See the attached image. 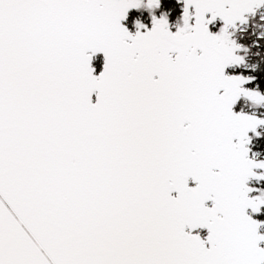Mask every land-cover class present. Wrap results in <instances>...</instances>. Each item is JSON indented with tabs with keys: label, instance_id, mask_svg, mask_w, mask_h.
<instances>
[{
	"label": "snow or ice",
	"instance_id": "obj_1",
	"mask_svg": "<svg viewBox=\"0 0 264 264\" xmlns=\"http://www.w3.org/2000/svg\"><path fill=\"white\" fill-rule=\"evenodd\" d=\"M143 3L0 0V264H264V119L233 109L264 93L225 73L228 26L264 0H185L176 31L153 14L133 34Z\"/></svg>",
	"mask_w": 264,
	"mask_h": 264
},
{
	"label": "flooded vegetation",
	"instance_id": "obj_2",
	"mask_svg": "<svg viewBox=\"0 0 264 264\" xmlns=\"http://www.w3.org/2000/svg\"><path fill=\"white\" fill-rule=\"evenodd\" d=\"M147 0H144V3L141 5L140 8H132L129 9L128 12V18L126 20L127 27L132 31V33H135L137 30L136 21L140 20L141 23L147 25L149 28L152 26V17L153 14L160 18L162 15L167 16L169 27L172 31H176L178 27L183 25V11H184V5L183 0H160V4L158 7L149 9L147 6ZM261 10H259L255 15L249 16L247 19V22L245 24H240L239 22L236 24L235 27L228 28V31L232 34L231 38L234 39L238 44L243 45L244 47L236 49V54L242 55L243 52L246 53L248 50L247 47L250 49H253L254 46L260 45L259 43H256L254 41L253 43H249L251 36H254L257 34L256 31V24L259 17V13ZM194 20V19H193ZM224 26L223 22L221 20H216L210 23L209 28L210 31L217 33L220 31V29ZM146 30V29H141ZM246 47V49H245ZM247 54V53H246ZM101 59V65H102V58ZM252 56H249L247 54V58L241 62V63H234L229 68L228 73L231 75H244V76H252L254 70L259 65L258 61H254L253 68L247 67L245 61L251 60ZM252 61V60H251ZM258 84L255 85L252 80L246 81V83L243 85V87L255 89L257 90ZM257 109V103H255L253 100H251L247 96H242V98L239 100V102L235 106V110L237 112H244L248 114H254L258 116L261 119H264V109ZM261 127H258V129L254 132L250 133L251 140L247 144L248 147L251 148V157L257 161H264V149H261L259 144L257 143V135L256 132L261 133ZM256 154V155H255ZM258 173L264 172L263 169L257 170ZM253 188V192L251 193V196L260 195L261 190H264V177L254 179L250 181L249 183ZM264 212V205L261 206L259 214ZM259 214L253 215L255 218L259 219ZM262 221V220H260ZM262 228H260V232L264 233V224H262ZM201 235L203 237H206L207 231L202 230Z\"/></svg>",
	"mask_w": 264,
	"mask_h": 264
},
{
	"label": "water",
	"instance_id": "obj_3",
	"mask_svg": "<svg viewBox=\"0 0 264 264\" xmlns=\"http://www.w3.org/2000/svg\"><path fill=\"white\" fill-rule=\"evenodd\" d=\"M183 5L185 6V0H183ZM264 7V4H260L259 6H257V7H255V9H254V11L253 12H246L244 15L247 17V19H248V17L249 16H253V15H255L260 9H262ZM190 10L191 11H193L194 12V5H192V6H190ZM128 12H129V10H128ZM206 16L208 17V18H211V13H207L206 14ZM127 18H128V14H127V17L125 18V19H123L122 21H121V23H123L125 26H127L126 25V20H127ZM194 19V18H193ZM247 19L245 20V21H243V22H241V21H239V20H237L236 22H235V24L234 25H229L228 26V28H231V27H235L236 26V24L239 22L240 24H245L246 22H247ZM216 20H221L222 22H223V24L225 23L224 22V20L220 17V16H217L215 19H210V23H212L213 21H216ZM210 23H209V25H210ZM130 30V29H129ZM131 31V30H130ZM132 32V31H131ZM134 34V33H133ZM99 58H102V60H103V62H102V65H101V68H100V70H98V68H97V66H96V62H97V60L99 59ZM103 63H104V55H103V53L102 52H100V53H96L94 56H93V58H92V65L95 67V69H96V74H98L101 70H102V68H103ZM232 66V64H230V65H227L226 66V68H225V73L226 74H228V75H231V74H229L228 73V70H229V68ZM242 96H243V94H241V96L238 98V100H237V102H236V104L239 102V100L242 98ZM93 100H95V93H93ZM236 104L235 105H233V109H234V111H236L235 110V106H236ZM237 112V111H236ZM248 114V113H247ZM262 125V124H261ZM261 125H258L257 126V129H258V127H260ZM256 129V130H257ZM251 132H254V131H252V130H249V132H248V135L250 136V133ZM236 138H234V140H235ZM248 147V146H247ZM249 149H250V151H249V157L250 158H252L251 157V148L250 147H248ZM259 169H263V168H254L253 169V171H255V172H257V170H259ZM258 173V172H257ZM261 178V177H260ZM254 179H258L256 176H252V177H250L248 180H247V184H248V186L252 189V191L251 192H249V196H251V193L253 192V190H254V188L249 184L250 183V181H252V180H254ZM190 183H192L191 181H190ZM209 203H211V202H209ZM246 211L248 212V214H250L254 219H257V218H255L253 215H257V214H259V212H253L252 211V209H251V207H249L248 209H246ZM253 214V215H252ZM257 220H259V219H257ZM260 228H262V224H261V226H260ZM260 228H259V231H260ZM187 230V229H186ZM202 230H206V231H208L207 230V228H204V227H202V228H198V229H194V230H192V231H194V232H201ZM262 233V232H261ZM201 234V233H200ZM202 236V235H201ZM203 237V236H202ZM261 244L262 245H264V241H262L261 242Z\"/></svg>",
	"mask_w": 264,
	"mask_h": 264
},
{
	"label": "trees",
	"instance_id": "obj_4",
	"mask_svg": "<svg viewBox=\"0 0 264 264\" xmlns=\"http://www.w3.org/2000/svg\"><path fill=\"white\" fill-rule=\"evenodd\" d=\"M255 36H251L250 40L248 41L249 43H253L255 41ZM248 48V55L252 56V62L254 61H258L259 65L257 66V68L254 70L253 74L251 77H254V79H252L253 83L258 84L257 86V90H259L261 93H264V40H262L260 42L259 46H254L253 49L249 50ZM246 49V47H245ZM246 51V52H247ZM259 58V60H258ZM96 66L98 68V70H100L101 68V59H98L96 62ZM260 108L259 106H257V109ZM260 133V132H259ZM257 138V143L259 144V146L261 147V149H264V132H261L259 136L256 137ZM259 218L260 220L264 221V212L259 214Z\"/></svg>",
	"mask_w": 264,
	"mask_h": 264
},
{
	"label": "rangeland",
	"instance_id": "obj_5",
	"mask_svg": "<svg viewBox=\"0 0 264 264\" xmlns=\"http://www.w3.org/2000/svg\"><path fill=\"white\" fill-rule=\"evenodd\" d=\"M259 17H257L258 18V20H257V24H256V31H257V34L256 35H254L256 38H255V41H256V43H259V42H261L262 40H264V36H261V35H259V33H261V32H264V27H261V25H264V8H262L261 9V11H260V13H259V15H258ZM258 46H259V44H257ZM247 54H248V51L246 52ZM245 52H243V56L245 57V59L247 58V54H246ZM249 56H251V55H249ZM244 59V60H245ZM258 60H259V58H258ZM245 63H246V66L249 68V67H251V68H253V63H252V61L251 60H248L247 62L245 61ZM257 106H259L260 108L259 109H261V108H263L264 109V103H260V104H257ZM262 109V110H263ZM264 118V117H263ZM261 128V132H264V124H262L261 126H260ZM256 155V154H255Z\"/></svg>",
	"mask_w": 264,
	"mask_h": 264
},
{
	"label": "clouds",
	"instance_id": "obj_6",
	"mask_svg": "<svg viewBox=\"0 0 264 264\" xmlns=\"http://www.w3.org/2000/svg\"><path fill=\"white\" fill-rule=\"evenodd\" d=\"M261 27H264V25H261ZM228 32H229V31H228ZM229 33H230V32H229ZM231 35H232V34L230 33V37H229L230 39H232V38H231ZM259 35L264 36V32L259 33ZM242 47H244V46H242ZM242 47H241V48H242ZM243 57H244V56H243ZM244 59H245V57H244ZM253 67H255V66H253ZM246 114H247V113H246ZM249 115H251V114H249Z\"/></svg>",
	"mask_w": 264,
	"mask_h": 264
}]
</instances>
